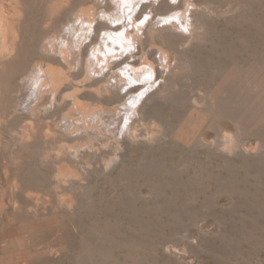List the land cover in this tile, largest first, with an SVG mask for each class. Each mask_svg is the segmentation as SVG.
I'll return each instance as SVG.
<instances>
[{"label":"rangeland","instance_id":"374dc122","mask_svg":"<svg viewBox=\"0 0 264 264\" xmlns=\"http://www.w3.org/2000/svg\"><path fill=\"white\" fill-rule=\"evenodd\" d=\"M74 1L15 0L24 14L18 54L2 62L0 50V264H264V0H186L193 12L186 36L160 31L147 53L154 68L162 67L160 51L172 54L161 78L145 81L140 72L136 83L123 81L140 86V93L126 94L133 87L122 83L96 97L80 86L86 111L105 109L97 107L102 121L72 107L71 94L85 76L86 83L92 79L85 89L97 90L126 63L84 76L86 57L77 49L64 57L55 52L57 62L39 58L45 44L75 39L68 31L71 14L90 6L110 12L113 4L80 0L74 9ZM162 14L159 9L154 20ZM42 59L69 71L60 74L57 90L45 88V103L33 94ZM68 81L77 86L69 91ZM52 89L59 96L56 112ZM38 99L48 111L33 117L25 106ZM29 127L39 133L25 142L20 135ZM61 164L77 174L56 176ZM53 217L57 224L44 230L18 227Z\"/></svg>","mask_w":264,"mask_h":264},{"label":"bare ground","instance_id":"6f19581e","mask_svg":"<svg viewBox=\"0 0 264 264\" xmlns=\"http://www.w3.org/2000/svg\"><path fill=\"white\" fill-rule=\"evenodd\" d=\"M84 1V0H83ZM93 1V0H92ZM95 1V0H94ZM102 1H104V0H102ZM102 1H101V3H102ZM109 1H111V10H108V11H110V12H107V10H100V12H102V14L101 15H99L100 14V12L99 11H95V9L97 10V8H95V7H92L94 10H92V8H91V6H90V9H88V10H84V11H82L80 14L79 13H77L76 14V16L75 15H73V14H71L70 15V17H69V19H68V25L70 24V27H68V31L70 32V33H72V36H74V35H77V36H75V39L73 38V40H72V42L71 43H69L67 46H66V44H60V46H58V47H54V43H51V42H49V43H47V44H45L44 45V49L42 48V51L39 53L40 54V56H39V58L41 59L43 56L45 57V56H50V59L52 58V59H54L55 60V62H57V60H56V58H54V56H55V52H59L60 54L62 53L63 54V56L62 57H64V56H66V55H64L65 53L67 54V50H69L70 51V53H71V50L74 48V50L75 49H77V50H79L80 52H82L83 54H85V60H86V63H85V68H84V70H85V72L84 73H82V71L80 72L82 75H86V73L88 74V73H91L92 71H94L96 74H97V72H101L100 70H98L99 68H101L102 70L104 69V68H109L110 70H112V68H115L116 66H119L120 64H124V63H126V65H127V67L126 68H123V75L122 74H119L118 75V73L117 74H114V70H113V72L111 71V73L109 74V77H110V81L108 80V82L106 83V84H103V86H99L98 88H97V90H90V89H85L86 88V84L89 82V80H92L91 79V77H88V82L86 83V76L84 77V80H85V82L84 81H82V80H80L81 82H83V83H78L79 82V80H77V81H75V82H77L78 83V86H77V84H76V86L78 87V88H75L74 86H73V88H75L74 90H75V92H73V90L71 91V92H73L72 94H71V100H70V102H71V104H72V107H75V108H81V107H84L85 105L84 104H82V102L80 101V99L78 98V94L80 93V92H82L81 91V87L83 86L84 88V90H86V91H91L92 93H95L96 94V97H98V96H100V94H102V92H108V93H111L110 92V90H112V88L114 89V90H116L117 91V89L119 88V87H122V83H123V81H126V80H129V81H135V83H136V81H138L140 78L137 76L140 72H143L144 73V75L147 77V79H145V81H148L149 79L151 80V82H152V77L154 76V75H156V77H157V79H155V80H158L159 78H161L162 76H163V72L165 71V68H167V67H169L170 65H171V63H172V54L170 53V52H168V51H166V50H164V51H160V49H158V48H156V50H158V51H160V59H159V61H160V63L162 64V67H159V66H156L155 68H154V64H155V62H154V60H150V58L152 57H150L149 58V56H147L148 54V52L149 51H151L152 52V50L153 49H150V47L152 46V42L154 41V36H155V34L157 35V33L158 32H160V31H162V33L163 34H161V35H164L165 33H164V31H167V33L170 31V33L173 31L174 33H177L178 35H184L185 34V32H186V29H188V30H190V28H189V25H190V15H192L193 14V12L191 11V8H189L190 6L189 5H191V3L190 4H186V0H177V1H173V0H109ZM108 0H107V2H109ZM193 1V0H192ZM201 1V0H200ZM75 2H78V3H80V0L78 1H74V9L76 8V4H77V6H79V4L78 3H75ZM88 2V1H87ZM86 2V3H87ZM90 2H91V0H90ZM97 2V1H96ZM95 2V3H96ZM194 2V1H193ZM196 2V1H195ZM197 2H199V1H197ZM22 3V2H21ZM89 3V2H88ZM87 3V4H88ZM95 3H94V5H95ZM86 4V5H87ZM99 4V3H98ZM106 4V3H105ZM194 4V3H193ZM200 4V3H199ZM198 4V5H199ZM103 5V4H102ZM107 5H108V3L106 4V7H107ZM67 6V5H66ZM65 6V7H66ZM99 6V5H98ZM101 6V5H100ZM104 6V5H103ZM137 6H139V8L137 7ZM189 6V7H188ZM106 7H105V9H106ZM71 8V7H70ZM139 10V11H137V9ZM18 9H20L19 8V6L17 5V3L15 2V0H0V50H1V53L3 52V54L5 55V58H6V60H3L2 62H10L11 61V59L13 58V57H15V55H17L18 53H17V47H18V43L20 42V40H21V34H20V29H19V24H20V17H21V15L23 16L24 14H21L20 15V13H22L21 12V10H19L20 11V13H19V11H18ZM65 9V8H64ZM73 9V8H72ZM72 9L70 10V12H72ZM100 9H102V6H101V8ZM108 9V8H107ZM159 9L163 12V14H164V17L165 18H163V19H159V20H154L155 19V15H157V13L159 12ZM204 9V8H203ZM202 9V10H203ZM99 10V9H98ZM205 10V9H204ZM136 11H137V13H136ZM154 12V14L155 15H151L150 13L151 12ZM189 11V13H187ZM65 12V11H64ZM191 12H192V14H191ZM148 14V15H147ZM149 14H150V17L148 18V16H149ZM162 14V15H163ZM187 14H189V17H187ZM203 14H205V13H203ZM147 15V16H146ZM145 16V17H144ZM158 16V15H157ZM160 16V15H159ZM161 17H163V16H161ZM24 18V17H23ZM79 19V21H77ZM124 19V21L123 22H121V23H118V24H116V22L115 21H117V22H120V21H122ZM129 19V20H128ZM140 19H142L141 21H140ZM158 19V18H157ZM23 20V19H22ZM21 20V21H22ZM131 20V21H130ZM165 21V23H163V24H161V25H159L160 24V22L161 21ZM192 20V19H191ZM112 21V22H111ZM130 21V22H129ZM139 21H140V23H139ZM115 22V23H114ZM67 23H65V24H67ZM112 24V25H111ZM130 24H131V26H132V29L131 30H129V27H130ZM129 26V27H128ZM65 30H67V28H65ZM68 31H67V33H68ZM197 31V30H196ZM63 32V30L61 31V33ZM66 33V34H67ZM195 33V32H194ZM200 33V32H199ZM165 35H167V34H165ZM188 35V34H187ZM61 36H62V34H61ZM66 36V35H65ZM184 36H186V34L184 35ZM183 36V37H184ZM77 37V38H76ZM171 37V36H170ZM63 38V37H62ZM68 38H69V36H68ZM84 40H83V39ZM72 38H70V40H71ZM86 39H89L88 41H86L85 42V40ZM164 39H165V37H164ZM163 39V40H164ZM65 40V39H64ZM63 40V41H64ZM157 40V39H156ZM23 41V40H22ZM62 41V40H61ZM66 41V40H65ZM64 41V42H65ZM68 41V40H67ZM160 41V40H159ZM162 43H164V42H162ZM58 44V45H59ZM90 50H92V51H90ZM68 51V52H69ZM157 51V52H158ZM74 52V51H73ZM90 52H92V54H93V56L91 57L90 56ZM119 52H121L120 54H119ZM70 53H69V55H70ZM125 53H126V55H125ZM150 53V52H149ZM2 54V55H3ZM59 55V54H58ZM57 55V56H58ZM72 55V54H71ZM70 55V56H71ZM74 55V54H73ZM77 55H78V53H77ZM76 55V56H77ZM121 56V58L119 59V61L117 60H115V61H113V59H112V57H114V56H116V57H120ZM149 55H152V54H149ZM52 56V57H51ZM78 56H80V57H82L81 55H78ZM145 56V58L143 59V57ZM4 57V56H3ZM69 57V56H68ZM84 57V56H83ZM46 58V57H45ZM44 58V59H45ZM48 58V57H47ZM58 58V57H57ZM60 58V57H59ZM72 58V57H71ZM70 58V59H71ZM75 58V57H74ZM15 59V58H14ZM67 59V58H66ZM69 59V60H70ZM13 60V59H12ZM43 60V59H42ZM47 60V59H46ZM54 60H52L53 62H54ZM63 60H65V59H63ZM76 60V59H75ZM82 60V59H81ZM95 60H97L98 62H97V64L95 63ZM112 60V62H110ZM140 60H144V64H145V68H140L139 66H140V63L139 62H141ZM41 61V60H40ZM44 61V60H43ZM71 61V60H70ZM78 61V60H77ZM82 61H84V59L82 60ZM103 61H106V62H103ZM45 62V61H44ZM44 62H38L37 64H36V69L34 70L36 73L33 75V73H32V75H33V77L35 78V79H33V81L35 80V82L36 83H38L39 84V86L37 85V86H35V87H37L36 89L35 88H33L34 87V85H33V89H34V92H33V94H34V96H35V99L36 98H40V96H41V98L42 97H44V98H46V100L48 101V99H47V97H45L46 95L45 94H47V93H45L44 94V90H45V88H46V90H48V88L50 89V88H55L58 84H57V82H60L61 81V76H60V74L62 75V77L63 76H66V71L64 72V74L65 75H63V72L61 73L60 71L61 70H65L66 68H62L61 70H60V67H59V72H58V70H56L55 69V67L53 66L54 64H52V66L54 67H51L50 65H49V63L48 62H50V61H46L45 63ZM59 62H62V61H59ZM78 62H80V61H78ZM102 63V65L101 64H99V63ZM48 63V65H46ZM51 63V62H50ZM63 63H65V62H63ZM67 63V62H66ZM93 63H95L94 65H93ZM62 64V63H61ZM60 63H59V66H62ZM82 64V63H81ZM83 64H84V62H83ZM82 64V65H83ZM101 65L100 67H97V66H99V65ZM141 64H143V63H141ZM2 65V64H1ZM77 65H79V63L77 64ZM76 65V66H77ZM6 66V65H5ZM66 66V65H65ZM69 66V65H68ZM67 66V67H68ZM93 66V67H92ZM124 66H122V67H124ZM84 67V66H83ZM93 68V69H90V68ZM1 68H2V66H1ZM80 68V67H79ZM119 69L121 68L120 66L118 67ZM117 69V68H116ZM29 70V69H28ZM107 70V69H106ZM27 71V70H26ZM25 71V72H26ZM32 71H33V69H32ZM33 71V72H34ZM73 71H74V69H73ZM73 71H72V76L74 75V74H78V72L77 73H75L76 71H74V74H73ZM117 71V70H116ZM118 71H120V70H118ZM117 71V72H118ZM5 72V71H4ZM67 72H69V71H67ZM93 72V73H94ZM120 72H122V70L120 71ZM94 73V74H95ZM102 73V72H101ZM106 73V72H105ZM71 74V73H70ZM80 74V75H81ZM25 75V74H24ZM80 75L78 74V76L80 77ZM142 75V74H141ZM1 76V75H0ZM28 76H29V74H28ZM95 75H93V77H94ZM105 76H106V74H105ZM32 77V78H33ZM75 77V76H74ZM82 77V76H81ZM80 77V78H81ZM82 77V78H83ZM102 77V76H101ZM108 77V76H107ZM112 77H114L115 79V81L116 82H112L111 80L113 79ZM155 77V76H154ZM25 78V77H24ZM32 78H31V80H32ZM68 78H69V76H68ZM71 78V77H70ZM69 78V79H70ZM97 78H99L98 76L96 77V79ZM104 78V77H103ZM102 78V79H103ZM112 78V79H111ZM145 78V77H144ZM26 79H27V77H26ZM25 79V80H26ZM79 79V78H78ZM96 79H94V81L96 80ZM106 79V78H105ZM105 79H103V80H105ZM30 80V81H31ZM60 80V81H59ZM66 80V79H65ZM71 80V79H70ZM103 80H99V81H103ZM144 80V79H143ZM154 80V79H153ZM155 80H154V82H155ZM28 81H29V79H28ZM63 81V80H62ZM74 80H72V82H73ZM145 81H144V83H145ZM69 82V81H68ZM67 82V85L69 84L70 85V87L72 86V82L70 83H68ZM92 82V81H91ZM106 82V81H105ZM104 81H103V83H105ZM143 82V81H142ZM150 82V81H149ZM150 82V83H151ZM20 83H22V82H20ZM33 83V82H32ZM31 83V84H32ZM35 83V84H36ZM84 83H86L85 85H84ZM90 83V82H89ZM88 83V84H89ZM94 84H95V82H93ZM97 83V82H96ZM99 83V82H98ZM97 83V84H98ZM102 83V82H101ZM125 83H127V82H125ZM125 83H123L124 84V86H125ZM138 83V82H137ZM144 83L142 84V85H144ZM28 84H29V82H28ZM27 84V85H28ZM57 84V85H56ZM128 84V83H127ZM130 84V86H132V84L133 83H129ZM128 84V85H129ZM146 84V83H145ZM149 84V83H148ZM166 83L164 82V85H165ZM26 85V86H27ZM74 85V84H73ZM140 85V84H139ZM141 85V86H142ZM153 85V84H152ZM1 86V85H0ZM60 86L63 88V86L60 84ZM65 86H66V82H65ZM64 86V87H65ZM81 86V87H80ZM97 86V85H96ZM145 86V85H144ZM29 87H30V85H29ZM59 86H57L56 88H58ZM70 87H68V89H69V91L71 90V89H73L72 87L70 88ZM91 87V86H90ZM110 87H111V89H110ZM133 87V86H132ZM7 88H9V87H7ZM23 88V87H22ZM21 88V89H22ZM55 88V89H56ZM62 88H61V90H62ZM87 88H89V87H87ZM93 88V87H92ZM140 86H137V84H136V87H133V88H131V89H129V91H127V92H125L126 94L127 93H134L135 91L136 92H138V93H140ZM1 89V88H0ZM32 89V90H33ZM55 89H52V90H54V91H52V95H50L51 96V98H52V103L54 104H52L53 106H52V109L54 108L55 109V112H56V109L57 108H55V107H57L56 105H57V103H58V98H57V96L58 95H56V93H58V91L55 93ZM60 89V88H59ZM58 89V90H59ZM67 89V88H66ZM65 88L63 89V92H64V90H66ZM121 89V88H120ZM123 89V88H122ZM43 90V91H42ZM57 90V89H56ZM83 90V92H84V94H86L85 92L86 91H84ZM138 90V91H137ZM60 91V90H59ZM142 91H143V89H142ZM47 92V91H46ZM51 92V91H50ZM54 92V93H53ZM70 92V93H71ZM91 92H90V94H91ZM135 92V93H136ZM31 93H32V91H31ZM48 93H49V91H48ZM70 93H69V95H70ZM119 93H120V91H119ZM21 94V93H20ZM33 94H31L32 96H33ZM66 94H68V93H66ZM89 94V93H88ZM95 94H94V97H95ZM142 94V93H141ZM143 94H144V91H143ZM142 94V95H143ZM45 95V96H44ZM48 95V94H47ZM98 95V96H97ZM123 95V94H122ZM194 95V94H193ZM60 96H61V94H60ZM80 96V95H79ZM82 97H83V95H81ZM105 96H107V95H105ZM133 96H134V94H133ZM132 96V97H133ZM136 96V95H135ZM134 96V97H135ZM49 97V96H48ZM59 97V96H58ZM66 97V96H65ZM69 97V96H68ZM88 97H90V95L88 96ZM87 97V99H89ZM147 97H148V95H147ZM31 98V97H30ZM44 98H42L43 100H44ZM50 98V99H51ZM64 98V97H63ZM101 98V97H100ZM109 98V97H108ZM131 98V96L129 97V99L128 100H131L130 99ZM28 99V98H27ZM41 99V100H42ZM86 99V98H85ZM90 99H91V97H90ZM96 99V98H95ZM98 99V98H97ZM138 99V98H137ZM140 99H141V96H140ZM148 99V98H147ZM26 100V99H25ZM39 100V104L37 103H35V104H33L32 106H30L31 104L29 103L28 104V106H25V109H27V110H29V108L31 107V112H32V114H33V117L36 115V114H39V115H41V113H46L48 110V108H46V107H41L40 105H42L41 103H40V99H38ZM66 100V99H65ZM1 101H2V99H1ZM27 101V100H26ZM121 101V100H120ZM18 102V101H17ZM29 102V101H28ZM44 103H45V100L43 101ZM99 102H101V101H99ZM111 102V101H110ZM113 102V101H112ZM137 102V100L135 101H133V104L134 103H136ZM146 102V101H145ZM25 103V102H24ZM27 103V102H26ZM43 103V104H44ZM139 103H140V101H139ZM147 103V102H146ZM145 103V104H146ZM47 104V103H46ZM65 104H67V103H65ZM123 104V103H122ZM126 105L125 106H127V104L128 103H125ZM132 104V103H131ZM133 104L132 105H130V107L131 106H133ZM45 105V104H44ZM67 105H69V104H67ZM99 105V104H98ZM47 106V105H46ZM61 106V105H60ZM87 106V105H86ZM95 107L96 106H94V108L92 107V110H90V111H92V113L89 111V114L88 115H90L91 116V114L92 115H94V116H97V115H99V117H100V111L98 112V108L100 107H96V109H95ZM138 108V106L136 105L135 106V108ZM122 108V107H121ZM25 109H23V110H25ZM52 109L50 110V111H52ZM84 109V111H86L85 109H87V108H83ZM100 109H101V107H100ZM104 108H102L101 110H103ZM119 109V108H118ZM139 109H141L140 107H139ZM72 110V109H71ZM117 110V109H116ZM134 110H136V109H134ZM17 111V110H16ZM26 111V110H25ZM54 111V110H53ZM80 111V110H79ZM88 111H86L87 113H88ZM104 112H105V109L103 110ZM121 110H119V112H120ZM81 112V111H80ZM110 112V111H109ZM112 112H114V111H112ZM117 112V111H116ZM144 112V111H143ZM10 113V112H9ZM28 113V112H27ZM83 113V112H82ZM85 113V112H84ZM99 113V114H98ZM101 113H103V112H101ZM106 113H107V111H106ZM8 114V113H7ZM35 114V115H34ZM78 114V113H77ZM114 114V113H113ZM115 114H117V113H115ZM114 114V115H115ZM9 115V114H8ZM7 115V116H8ZM21 115V114H20ZM31 115V114H30ZM86 116H87V114H85ZM104 115V114H103ZM144 115V114H143ZM22 116V115H21ZM44 116V115H43ZM43 116H42V118H43ZM83 116V115H82ZM109 116V115H108ZM131 115H129V117H130ZM141 116V115H140ZM11 117V116H10ZM27 117V116H26ZM26 117L24 118V119H26ZM80 117H81V115H80ZM102 117H104V116H102ZM112 117V116H111ZM115 117V116H114ZM117 117V116H116ZM115 117V118H116ZM120 117V116H119ZM145 117V116H144ZM91 118L92 117H90V119L89 120H91ZM94 118V117H93ZM96 118H98V116L96 117ZM133 118V117H132ZM50 119V118H49ZM108 119H111V118H108ZM118 119V118H117ZM142 119V118H141ZM11 120V119H10ZM28 120V119H27ZM33 120H34V118H33ZM44 120V119H43ZM51 120V119H50ZM80 120V119H79ZM100 120L102 121L103 119H101V117H100ZM99 120V121H100ZM8 121V120H7ZM77 121V120H76ZM81 121V120H80ZM97 121V120H96ZM99 121H98V123H99ZM24 122V121H23ZM33 122V121H32ZM32 122H29V123H32ZM89 122V121H88ZM17 123H19V122H17ZM59 123H61V122H59ZM90 123V122H89ZM91 123H93V121L91 122ZM94 123H95V119H94ZM98 123H96V124H98ZM104 123V122H103ZM127 123H129V122H127ZM126 123V124H127ZM7 124H8V122H7ZM35 124V123H34ZM73 124V123H72ZM85 125L87 124V126L89 125L88 123H84ZM84 124H81V125H83L84 126ZM100 124H101V122H100ZM99 124V125H100ZM4 125V124H3ZM12 125V124H11ZM24 125V124H23ZM32 125V124H31ZM58 125V124H57ZM66 125H67V123H66ZM68 126V125H67ZM77 126V125H76ZM97 126V125H96ZM117 126H119V125H117ZM10 127V126H9ZM31 127V126H30ZM27 128V129H25V131H23V133H22V135H20V138L23 140L24 139V141L25 142H29L31 139H32V135H33V137L35 136V131L36 130H31V131H29V129H33V127H31V128ZM57 127V126H56ZM82 127V126H81ZM85 127V126H84ZM89 127V126H88ZM91 127H93V129H94V126H91ZM129 127V126H128ZM24 128V127H23ZM35 128V127H34ZM75 128V127H74ZM78 128V127H77ZM76 128V129H77ZM117 128V127H116ZM7 129V128H6ZM36 129V128H35ZM50 129V128H49ZM98 129V128H97ZM74 130V129H73ZM52 131V130H51ZM98 131V130H97ZM48 132H50V131H48ZM56 132V131H55ZM95 132V131H94ZM100 132V131H99ZM119 132V131H118ZM37 133H39V131L37 132ZM37 133H36V136H37ZM43 133V132H42ZM44 133H45V131H44ZM91 133V132H90ZM115 133V132H114ZM49 134L50 133H48V136H49ZM105 134V133H104ZM91 135V134H90ZM18 136H19V134H18ZM54 136V135H53ZM92 136V135H91ZM56 137V136H55ZM34 139H37V138H34ZM41 139V138H40ZM27 140V141H26ZM54 140V139H53ZM11 141V140H10ZM31 142V141H30ZM36 142V141H35ZM88 142V141H87ZM27 144V143H26ZM33 144V143H32ZM90 144V143H89ZM30 145V144H29ZM67 146V145H66ZM30 147V146H29ZM63 147V146H62ZM91 147V146H90ZM54 148V147H53ZM57 148V147H56ZM55 148V149H56ZM59 149V148H58ZM93 149V148H92ZM52 150V149H51ZM63 150H64V148H63ZM69 150V149H68ZM68 150H67V152H68ZM77 150V149H76ZM54 151V150H53ZM56 151V150H55ZM27 152V151H26ZM71 152H72V149H71ZM51 153V152H50ZM49 153V154H50ZM68 153H70V152H68ZM77 153H79V152H77ZM57 154H59V153H57ZM56 154V155H57ZM61 154V153H60ZM55 155V154H54ZM71 154H69V156H70ZM76 155V154H75ZM73 157V156H72ZM56 164V163H55ZM21 169V168H20ZM72 169V168H71ZM71 169H70V167L68 168V167H66V166H64L63 164H61V165H59L58 167H57V170H55V171H57V173L55 174L56 176L57 175H59V174H63V172H66V174L67 173H70V175L72 176V174L71 173H76V172H74V171H71ZM52 170H53V168H52ZM10 172V171H9ZM65 174V173H64ZM63 174V175H64ZM77 174V173H76ZM68 175V174H67ZM59 177V176H58ZM64 177V176H63ZM63 177H59L58 179H60L61 180V178H63ZM67 177H69V175L67 176ZM66 177V175H65V178H67ZM63 180V179H62ZM57 181H59V180H57ZM59 183H61V182H59ZM56 184V183H55ZM57 186H58V182H57ZM59 187V186H58ZM29 188V187H28ZM67 189V188H66ZM42 190V189H41ZM56 190V189H55ZM58 190V189H57ZM36 196V195H35ZM32 197V196H31ZM39 197V196H38ZM61 197H62V195H61ZM60 197V198H61ZM64 197V196H63ZM62 197V198H63ZM33 199H34V197H33ZM35 199H36V197H35ZM61 200V199H60ZM63 200V199H62ZM65 200H66V202L68 201V197L67 196H65ZM26 201V200H25ZM57 222H58V220L55 218V217H53V218H50V219H42V220H38V221H28V222H25V223H23V224H20L18 227L20 228V229H24V230H26V231H29V230H31V231H33V230H44V229H46V228H48V227H52V226H54L55 224H57ZM18 227L16 226V228H13V227H11L10 228V232L11 233H15V232H17V230H18ZM9 228V227H8ZM7 230V233H9L8 231V229H6ZM30 232V231H29ZM8 235V234H7ZM21 259H23L24 258V255H22L21 257H20Z\"/></svg>","mask_w":264,"mask_h":264}]
</instances>
